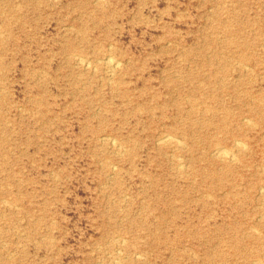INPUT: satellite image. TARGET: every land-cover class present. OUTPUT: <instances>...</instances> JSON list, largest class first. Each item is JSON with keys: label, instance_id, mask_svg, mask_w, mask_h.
Here are the masks:
<instances>
[{"label": "rangeland", "instance_id": "1", "mask_svg": "<svg viewBox=\"0 0 264 264\" xmlns=\"http://www.w3.org/2000/svg\"><path fill=\"white\" fill-rule=\"evenodd\" d=\"M263 35L264 0H0V264H264Z\"/></svg>", "mask_w": 264, "mask_h": 264}, {"label": "bare ground", "instance_id": "2", "mask_svg": "<svg viewBox=\"0 0 264 264\" xmlns=\"http://www.w3.org/2000/svg\"><path fill=\"white\" fill-rule=\"evenodd\" d=\"M99 1V0H98ZM97 2V1H96ZM20 10V9H19ZM3 32V31H2ZM3 37V36H2ZM7 38V37H6ZM263 40H262V47H263V49H264V35H263V38H262ZM111 55V54H110ZM77 56H79V55H76V56H74V58L75 57H77ZM111 56H113V55H111ZM80 57V56H79ZM103 60V59H102ZM77 62H79V63H81L82 65H85V64H87L89 61H88V58H86V57H80L79 59H78V61ZM76 62V63H77ZM243 63V62H242ZM89 64V63H88ZM91 64V63H90ZM104 64H106L107 66H108V68H109V70H115V69H117V67L119 66V64H120V62L118 61V60H116L115 58L113 59V58H111V57H107L106 56V60H105V63ZM77 65V64H76ZM90 66V65H89ZM94 67V66H93ZM86 68V67H85ZM121 68V67H120ZM252 68V67H251ZM246 69V68H245ZM93 70V69H92ZM108 70V69H107ZM120 70V69H119ZM247 70V69H246ZM252 70V69H251ZM110 72V71H109ZM115 73V72H114ZM107 81H109V80H107ZM41 86V85H40ZM153 107V106H152ZM206 111V110H205ZM225 113V112H224ZM245 119H247L246 117H245ZM249 123H251V122H249ZM107 138V137H106ZM110 138H112L111 136H110ZM115 138V137H114ZM173 138H176V137H173L172 136V134H170V133H166V134H163V135H161L160 136V141L161 142H172L173 141ZM101 139V138H100ZM108 139H109V136H108ZM106 140V139H105ZM179 140H181V139H179ZM178 139H177V142L179 141ZM103 141V140H102ZM182 141V140H181ZM181 141H179V142H181ZM111 142V141H110ZM112 142H114L113 140H112ZM117 142V141H116ZM120 142V141H119ZM243 142V141H242ZM241 141H237V139L234 141V146H236V148L238 149V150H242L243 149V147H244V144L242 143ZM182 143H183V141H182ZM120 145V143H118V146ZM122 145V144H121ZM179 145H180V143H179ZM184 145H185V143H184ZM119 149H120V147H119ZM125 149V148H124ZM231 150V149H230ZM122 151V150H121ZM213 152V155L215 156V157H218V158H220L221 160L222 159H230L231 160V158H233V156H231V153L229 152V150H228V148L226 149L224 146H222L220 143H217V145H216V147L214 148V150L212 151ZM124 153V152H123ZM121 154V153H120ZM233 154H235V153H233ZM236 155V154H235ZM235 158H236V156H235ZM234 161V160H233ZM237 161H239V160H237ZM181 164V163H180ZM179 164V165H180ZM180 167H182V166H180ZM261 189V188H260ZM261 191V190H260ZM262 192H264V191H262ZM261 194V193H260ZM7 200V199H6ZM5 200V201H6ZM3 201V200H2ZM12 202V201H11ZM7 203H9V202H7ZM4 204H6V202L4 203ZM4 204H3V206H4ZM9 205V204H8ZM11 206H12V204H11ZM15 207V206H14ZM18 207V206H17ZM16 207V208H17ZM8 208V207H7ZM37 215V214H36ZM262 217V216H261ZM257 231V230H256ZM259 232V231H258ZM124 238V237H123ZM122 238V239H123ZM135 245V244H134ZM133 248H134V246H133ZM115 258H113V260H114ZM119 260H121V259H118V261ZM115 261V260H114ZM117 261V260H116ZM117 261V262H118ZM255 262H257V261H255ZM115 263V262H114ZM117 264V263H116ZM260 264V263H259Z\"/></svg>", "mask_w": 264, "mask_h": 264}]
</instances>
